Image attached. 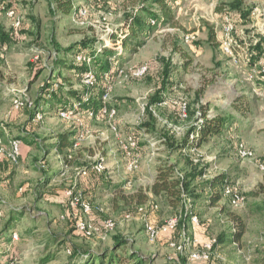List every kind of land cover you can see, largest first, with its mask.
Segmentation results:
<instances>
[{
    "label": "rangeland",
    "instance_id": "rangeland-1",
    "mask_svg": "<svg viewBox=\"0 0 264 264\" xmlns=\"http://www.w3.org/2000/svg\"><path fill=\"white\" fill-rule=\"evenodd\" d=\"M48 1L13 0L9 4L23 19V27L16 33L20 38L14 36L16 31L0 9V36L11 38L0 43V132L5 134L0 138L4 153L0 162V242L6 240L10 264H41L53 251V260L46 264H75L78 251L102 253L120 240H128L131 249L150 264H264V80L258 85V78H250L264 56V28H259L264 24V0H166L174 15L171 22L162 21V10L154 0H75L74 17L63 15ZM143 8H149L152 16ZM137 13L145 17L146 28L138 40L124 39L132 43L125 50L123 41L113 43L112 37L124 30L129 15ZM244 13L248 15L244 17ZM226 15L237 26L236 37L242 39L238 63L221 47ZM101 49L116 55L110 60L99 54ZM84 50L97 51V61L109 66V71L102 73L98 63L89 64L97 82L91 92L106 89L104 105L115 115L79 113L63 120L53 112L43 114L41 121L32 120L33 110L41 109L43 89L60 82L64 75L72 78L62 69L63 61L75 62L77 53ZM186 60L193 61L188 69ZM140 70L144 73L136 75ZM261 73L258 70L264 78ZM167 79H174L173 88ZM73 83L75 89L87 88L75 78ZM157 97L160 101L156 103ZM15 100L21 103L19 108ZM203 112L210 118H226L228 128L221 136L209 137L200 149L167 151L168 146L180 144ZM148 123L151 132L144 127ZM72 133L78 137L68 159L55 144L62 135ZM129 137L136 138L138 144V168L133 172L127 171L129 162L120 148ZM15 140L27 147L17 163L10 158V142ZM239 145L254 156L240 158ZM99 162L108 167L106 173H114L113 178L109 174L101 177L104 185L109 184L106 179L120 185L115 192L108 190L109 195L81 186L80 172ZM164 162L175 163L183 177L203 173L201 179L189 178L192 184L183 209L168 206L150 192ZM223 173L245 195L243 206L232 207L224 194L217 206L210 205L204 185ZM73 187L95 206L104 207L97 225L113 219L117 229L112 235L84 238L75 232L72 216L61 220L67 214L66 191ZM139 193L149 200L140 203ZM222 207L245 222L247 233L241 244L220 245L208 263L191 262L187 255L170 260L174 254L170 243H179L184 234H190L193 216L198 217L207 239L232 231L234 222L220 212ZM128 213L133 221L123 222ZM185 213L186 227L177 229L173 240L166 236L155 242L148 239L144 218L161 226ZM13 214L17 220L25 218L8 232L7 221ZM28 221L39 229L22 238ZM15 233L19 240L10 242ZM4 262L0 259V264Z\"/></svg>",
    "mask_w": 264,
    "mask_h": 264
},
{
    "label": "trees",
    "instance_id": "trees-1",
    "mask_svg": "<svg viewBox=\"0 0 264 264\" xmlns=\"http://www.w3.org/2000/svg\"><path fill=\"white\" fill-rule=\"evenodd\" d=\"M3 0H0V3ZM50 6L55 7L58 11H60L63 15L67 17H74L77 13L74 10L75 0H49ZM154 4H158L160 9L162 10L163 22H171L174 19V15L171 12V9L168 7L166 0H154ZM151 6L150 8H152ZM239 9V8H238ZM145 12L146 15L152 16L150 9L143 8L141 9ZM248 13H244L243 16L246 17ZM146 28L145 17L140 14L129 15L125 20V28L121 33L114 34L112 37V42L116 43L119 40L123 41L126 48H128V44H132L127 41V38L131 40L137 39V36ZM20 31V30H19ZM14 32V36L20 38L18 34ZM13 36V35H11ZM11 38L6 36H0V43L9 42ZM138 40V39H137ZM263 43H261L262 47ZM259 47V50L260 48ZM103 57L113 59L116 53L109 51L107 49H101L98 51ZM97 51L89 52L88 50H84L82 52H78L77 55L83 54L84 56L91 58V63H98V67L102 73L109 71V66L102 65L101 61H97L95 54ZM185 57L186 53L181 52ZM192 60L184 61V67L188 69L189 65H191ZM62 69L69 71L72 74V78L69 76H63L60 82L54 83L51 86H47L43 89L44 93L42 94V106L41 109L36 108L33 110L32 120H34L37 113L45 114V113H59L60 111H71L74 114L79 113H92L93 115L103 114L104 105V96L105 91L94 94L92 89L97 87L96 85L93 88H84V89H75L73 78H75L79 83H82L86 74L89 71V67L86 63H80L76 61L73 63H68L67 61H63L61 65ZM169 75V72H167ZM168 78V77H167ZM258 85H260L263 81L257 80ZM167 85L172 84L173 88L175 85L174 79H167ZM166 89L164 88V91ZM159 96V95H158ZM160 101L159 97L156 99V103ZM154 103V104H156ZM2 102L0 101V105ZM244 112V111H243ZM184 115V112H183ZM229 120L222 116H216L214 118H210L207 112L201 113L200 119H196L195 123L192 125L187 135L182 139L180 144L176 147L168 146L167 151H185V150H195L200 149L204 146L206 142H208L209 137L212 136H221L224 133V130L228 128ZM151 124H145L144 127L147 128V132H151ZM5 134L3 131L0 132V138H2ZM78 135L76 133L72 134H64L59 139V141L55 144V146L60 149L61 152L65 153L67 156L74 149ZM25 143L31 145L32 142L24 139ZM25 151L23 147H21V159L25 156ZM23 156V157H22ZM68 158V157H66ZM177 165L172 162H164L157 169L155 181L153 186L150 188V192L152 196L163 198L165 203L168 206H171L175 209H183L186 203L187 193L189 192L190 185L192 184L189 181V178L193 180H198L202 178L203 173L199 175L193 174L191 177H183L179 175L176 171ZM90 177H99L102 175H95L91 173ZM107 190L117 191L120 185L115 183H109L108 185H104ZM209 193V202L212 207L217 206L223 199L224 188L227 186L235 187L234 184L231 183V180L228 174L223 173L217 175L209 179L204 185ZM140 203H146L149 200V196L144 195L143 193H139ZM146 201V202H145ZM220 212L223 215H227L234 222V228L231 232L222 233L219 237H217V243L214 247V251L218 249V247L225 243L230 244H241L244 236L247 233V227L245 222L232 215L230 209L226 207H222ZM16 213V212H13ZM18 215V214H16ZM19 218V217H18ZM25 215L21 218L24 219ZM21 219H16L15 214H13L10 219L7 221V231H14L16 227V223ZM187 221V214L185 213L184 217L180 219V223L178 229H185ZM37 228L34 223L29 221L26 223V235H22L24 238L28 236L29 231H36ZM173 233L165 234L162 236L168 237L170 240H173ZM81 236V235H80ZM161 238V237H160ZM169 240V241H170ZM5 239L0 242V259L6 261L3 264H10V253L4 244ZM10 242L12 241V236L10 238ZM5 246H4V245ZM52 252V251H51ZM72 254L74 252L72 251ZM54 256V251L52 253L48 252L45 258L42 259L41 264H46L52 261ZM77 257V262L75 264H150L149 260H146L144 257L140 256L138 252L133 251L130 247V242L128 240H120L115 241L113 247L104 250L102 253H92L88 252H79L75 254ZM2 261V260H1ZM2 264V263H1Z\"/></svg>",
    "mask_w": 264,
    "mask_h": 264
},
{
    "label": "built area",
    "instance_id": "built-area-1",
    "mask_svg": "<svg viewBox=\"0 0 264 264\" xmlns=\"http://www.w3.org/2000/svg\"><path fill=\"white\" fill-rule=\"evenodd\" d=\"M13 0H3L0 3V9L5 12L6 17L9 19L11 23V27L15 31H19L23 27V19L16 11V8L9 5ZM80 12V11H79ZM257 10L252 13L253 19H256ZM264 22V21H263ZM154 23V22H153ZM260 24L257 23V26ZM259 28H264V24H261ZM238 33L237 26L230 19V15H226L224 17V22L222 24L221 30V47L226 55L231 57L236 63L240 62L239 50L242 48V39L236 37ZM256 54V53H254ZM76 61L80 63H86L89 67V71L86 74L83 83L87 88H93L96 85V73L93 71L92 67H90L91 59L80 54L76 57ZM90 64V65H89ZM257 68L253 69L250 74L251 79L264 80V78L259 77L258 70L264 75V56L260 58V60L255 65ZM144 73V70H140L136 75L140 76ZM104 100H106V96H104ZM16 108L21 106L18 100H15ZM103 114H108L110 117L115 115V111H108L106 106L103 108ZM59 117L63 120H70L75 114L71 111H60L58 113ZM89 116H94L92 113H87ZM43 114L37 113L34 121H41L43 119ZM185 116V114H184ZM12 153L10 154V158L12 161L17 163L21 157V147L22 142L19 140L11 141ZM137 141L134 137H129L125 139V141L121 142V150L125 154V158H127L129 164L127 167L128 172H133L138 168V162L136 159V149H137ZM186 151V150H185ZM238 155L242 159H250L254 156L253 152L246 148L244 145H239L238 147ZM4 153L0 150V162L3 161ZM71 159V155H68V159ZM105 159H102L104 161ZM264 168V167H262ZM108 167L106 164L101 162L94 164L91 169H84L80 172L81 177H88L91 173L95 175H103L107 172ZM67 196V214L61 216V220L71 219L74 222V230L78 235H81L84 238H102L105 239L109 235H112L117 229V223L111 219L107 218L101 221L99 225L98 219H94V216H99L104 214L105 209L102 206H95L88 199H86L85 195L82 191L77 190L76 187L69 189L66 191ZM224 196L227 197L230 201V205L234 208H238L243 206L246 200L245 195L237 188L227 186L224 188ZM72 212V213H71ZM140 212H144V207L140 208ZM77 214L82 215V217ZM2 213L0 212V216ZM145 217V216H144ZM181 217H171L167 219L161 226H156L148 222L146 218H144V227L145 232L148 239L151 242L157 241L162 235L173 233L178 229ZM133 221V216L131 213H128L124 216L123 222L129 223ZM192 229L195 231L200 227V222L197 216L191 217ZM19 240V235L15 233L13 235V242ZM217 243V238H210L203 242L196 236L191 237L188 234H184L181 242H171L170 247L174 251V254L170 257V260L177 259L178 256L187 255V258L191 262H204L208 263L211 260V257L214 253V247ZM190 248L193 250L188 254L186 251ZM68 253L71 255L72 251L69 250Z\"/></svg>",
    "mask_w": 264,
    "mask_h": 264
},
{
    "label": "crops",
    "instance_id": "crops-1",
    "mask_svg": "<svg viewBox=\"0 0 264 264\" xmlns=\"http://www.w3.org/2000/svg\"><path fill=\"white\" fill-rule=\"evenodd\" d=\"M22 147H25V149L27 148L26 146H22ZM107 174H109L110 176H111V178H113V172H109V173H105V174H103L102 176H104V175H107ZM102 176H100V178L99 177H90V176H88V177H81L82 179H81V186H83V188L87 191V190H90V191H92V193L93 192H97L98 190H101L103 193H105V194H108L109 192H108V190L106 189V187L104 186V182L105 181H101L102 179H101V177ZM106 181H107V183H115L114 181H110V179H106ZM109 195V194H108ZM94 219H97L98 218V216H94L93 217ZM29 222V221H28ZM189 232H190V234L189 235H194V236H196L197 238H199L200 240H201V242H203V241H205V240H207V237H206V235H205V233H204V231L203 230H201L200 229V227L198 228V229H196L195 231H193V229L192 228H190L189 229ZM234 245V244H233ZM80 251H78V253H79ZM75 259H77V257H75ZM78 260H76V261H74V263L75 262H77Z\"/></svg>",
    "mask_w": 264,
    "mask_h": 264
}]
</instances>
